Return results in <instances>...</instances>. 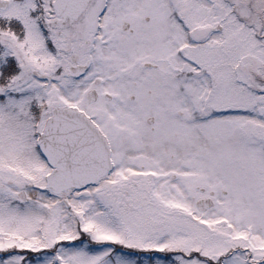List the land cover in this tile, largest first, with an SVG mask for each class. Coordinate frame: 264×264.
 Masks as SVG:
<instances>
[{"label": "snow or ice", "instance_id": "snow-or-ice-1", "mask_svg": "<svg viewBox=\"0 0 264 264\" xmlns=\"http://www.w3.org/2000/svg\"><path fill=\"white\" fill-rule=\"evenodd\" d=\"M0 264H264V0H0Z\"/></svg>", "mask_w": 264, "mask_h": 264}]
</instances>
